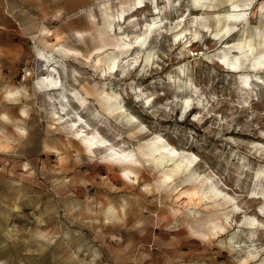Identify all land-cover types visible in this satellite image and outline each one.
<instances>
[{
    "label": "rangeland",
    "instance_id": "374dc122",
    "mask_svg": "<svg viewBox=\"0 0 264 264\" xmlns=\"http://www.w3.org/2000/svg\"><path fill=\"white\" fill-rule=\"evenodd\" d=\"M141 1L0 0V264H264L261 0Z\"/></svg>",
    "mask_w": 264,
    "mask_h": 264
},
{
    "label": "bare ground",
    "instance_id": "6f19581e",
    "mask_svg": "<svg viewBox=\"0 0 264 264\" xmlns=\"http://www.w3.org/2000/svg\"><path fill=\"white\" fill-rule=\"evenodd\" d=\"M200 1L201 0H196L197 3ZM236 2L237 1L231 2L230 12L224 14L223 16H219L218 24L221 26V29L216 33V35L221 33L230 34L233 33L234 30H237L238 25L246 20V10L250 9L255 0H245L243 5H239ZM141 3L142 1L138 0L139 6H141ZM259 5L260 7L252 13V17H255L257 11L264 15V1H261ZM125 20L126 19H124V21ZM194 35V38L198 37L197 34ZM226 49L227 51L223 53L220 60L230 68L235 69L242 65L243 62H246L253 71L264 70V27L256 30L255 33L250 34V36L246 37L240 43L233 45L232 47H226ZM232 54L236 55L233 56ZM231 55L233 56L232 58H230ZM241 55L243 56L242 60H240ZM49 81V88L51 87V90H54L58 82L52 77H50ZM118 109L119 107L116 106L114 111ZM90 139L91 143L89 142V149L94 148L100 150L102 148V140H98L95 136H92ZM164 148V146L158 147L157 144H154L152 147V149L156 152H159ZM162 159L163 161H172L174 160V153L168 152ZM195 165L194 160H180L167 172L166 178L172 177L177 172ZM123 170H129V168L124 167Z\"/></svg>",
    "mask_w": 264,
    "mask_h": 264
},
{
    "label": "built area",
    "instance_id": "2783aa9c",
    "mask_svg": "<svg viewBox=\"0 0 264 264\" xmlns=\"http://www.w3.org/2000/svg\"><path fill=\"white\" fill-rule=\"evenodd\" d=\"M261 1H264V0H261Z\"/></svg>",
    "mask_w": 264,
    "mask_h": 264
}]
</instances>
